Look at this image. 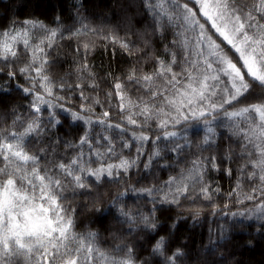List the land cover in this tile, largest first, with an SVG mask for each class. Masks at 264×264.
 Here are the masks:
<instances>
[{
	"label": "snow or ice",
	"instance_id": "snow-or-ice-1",
	"mask_svg": "<svg viewBox=\"0 0 264 264\" xmlns=\"http://www.w3.org/2000/svg\"><path fill=\"white\" fill-rule=\"evenodd\" d=\"M52 10L0 23V264H242L221 249L264 240V0ZM208 206L231 222L178 243Z\"/></svg>",
	"mask_w": 264,
	"mask_h": 264
},
{
	"label": "trees",
	"instance_id": "trees-1",
	"mask_svg": "<svg viewBox=\"0 0 264 264\" xmlns=\"http://www.w3.org/2000/svg\"><path fill=\"white\" fill-rule=\"evenodd\" d=\"M74 0H24V7L21 8V0H0V23H6L8 19L16 18L19 16L23 18L26 15H31L32 17L45 20H49L54 17L55 12L52 10L53 6L58 5V3H66L70 5ZM88 2V0H86ZM92 3H100V0H91ZM59 10L58 8L56 9ZM96 11H100V8L97 7ZM47 12V16L45 15ZM110 59V53H105L103 48L98 49L95 54V63L99 67L101 64L107 66ZM113 67H116L115 62H113ZM100 109H97L99 112ZM135 149L133 148V152ZM165 174V178H166ZM213 181L220 180L216 173L212 174ZM220 183L223 186L224 193L226 194L229 190L230 182L227 178L220 180ZM232 186H235V181L233 180ZM215 187V183L213 184ZM226 200L224 197H221L219 203L223 204ZM249 205H245L248 207ZM243 210L239 205H233L230 209L226 210L229 212ZM176 211H182L181 209H175ZM161 219L167 213H160ZM183 215L187 216V219H181L178 223L177 228L175 229L174 239L178 243L187 242L193 248H198L203 244L208 242L209 229L213 230V234H216V230L221 224H228L231 222V216H229L228 221L221 219L219 215L213 216L211 212V206H208L204 209L202 216L198 219L197 222H193V218L188 214L187 211H183ZM169 225L172 223L171 220L167 222ZM93 227H96L93 225ZM228 240L222 245V249L227 248L229 251L235 253V259L242 261V264H264V240H261L259 237L255 239L249 235H246L239 226L232 228L228 233ZM254 239V247L248 246V241Z\"/></svg>",
	"mask_w": 264,
	"mask_h": 264
}]
</instances>
